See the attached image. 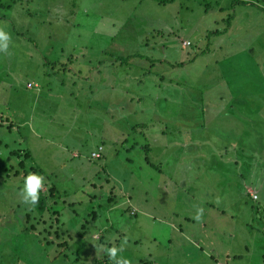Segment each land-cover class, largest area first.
<instances>
[{
    "label": "rangeland",
    "instance_id": "1",
    "mask_svg": "<svg viewBox=\"0 0 264 264\" xmlns=\"http://www.w3.org/2000/svg\"><path fill=\"white\" fill-rule=\"evenodd\" d=\"M263 8L0 0V264H264Z\"/></svg>",
    "mask_w": 264,
    "mask_h": 264
},
{
    "label": "clouds",
    "instance_id": "2",
    "mask_svg": "<svg viewBox=\"0 0 264 264\" xmlns=\"http://www.w3.org/2000/svg\"><path fill=\"white\" fill-rule=\"evenodd\" d=\"M5 35L6 33L3 30V28H0V38H4ZM43 187H44V177L36 173H29L24 179L23 188L20 190L22 202L24 204L35 207L39 203V199H40L39 194L40 191L43 189ZM195 218L199 220L201 217L200 215H198ZM126 243L127 240L125 239L124 244ZM104 251L111 260H117L116 253L118 251H123V245L119 248L116 246L105 248ZM117 264H130V261L126 258L121 257L118 259Z\"/></svg>",
    "mask_w": 264,
    "mask_h": 264
},
{
    "label": "built area",
    "instance_id": "3",
    "mask_svg": "<svg viewBox=\"0 0 264 264\" xmlns=\"http://www.w3.org/2000/svg\"><path fill=\"white\" fill-rule=\"evenodd\" d=\"M101 149V146H98L97 147V150H94V151H91L90 152V156L91 157H94V158H96V157H99L100 156V153H99V150ZM255 195L254 194H252V197H254Z\"/></svg>",
    "mask_w": 264,
    "mask_h": 264
},
{
    "label": "trees",
    "instance_id": "4",
    "mask_svg": "<svg viewBox=\"0 0 264 264\" xmlns=\"http://www.w3.org/2000/svg\"><path fill=\"white\" fill-rule=\"evenodd\" d=\"M237 1H240V2H247L248 1V2H250V0H237ZM253 1H264V0H253ZM263 10H264V8H263ZM99 261L100 260L96 261L94 264H99Z\"/></svg>",
    "mask_w": 264,
    "mask_h": 264
}]
</instances>
